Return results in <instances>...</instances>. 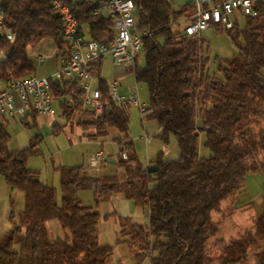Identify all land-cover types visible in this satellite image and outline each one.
<instances>
[{
	"label": "trees",
	"instance_id": "obj_1",
	"mask_svg": "<svg viewBox=\"0 0 264 264\" xmlns=\"http://www.w3.org/2000/svg\"><path fill=\"white\" fill-rule=\"evenodd\" d=\"M193 1L173 8L171 0H134L135 27L149 32L140 50L144 62L134 69L135 81L148 90L143 119L157 122L162 142L174 139L175 157L159 152L146 165L140 161L128 137L132 105L111 100L104 79L98 78L95 86L109 104L99 115L82 109L83 90L77 79L52 80L66 120L82 110L76 122L87 139L103 138L109 128L116 129L119 134L113 140L127 155L115 161L121 173L93 176L83 164L58 165L59 204L55 188L27 166L37 140L9 149L7 124L0 122V176L23 194V208L17 218L10 212L11 227L0 238V264H109L114 245L99 241L98 214L78 196L88 188L95 204L122 193L147 208V225L117 216L115 243L127 246L133 264L144 259L148 264H264V211L252 213L234 235H221L236 209L253 208L252 202L235 207L234 199L248 174L264 170V0L258 1L256 16L243 15L242 26L238 19L230 29L211 24L216 31L225 30L236 47L230 57L216 58L213 69L205 38L178 28L192 20ZM60 2L71 7L87 39H112V21L92 15L94 3ZM1 6L14 39L0 37L6 50L0 78L34 74L27 46L43 38H52L59 53L64 52L60 16L52 0H1ZM100 61L91 64V72L99 71ZM201 135L206 154L200 153ZM50 220H57L69 236L51 237Z\"/></svg>",
	"mask_w": 264,
	"mask_h": 264
},
{
	"label": "rangeland",
	"instance_id": "obj_2",
	"mask_svg": "<svg viewBox=\"0 0 264 264\" xmlns=\"http://www.w3.org/2000/svg\"><path fill=\"white\" fill-rule=\"evenodd\" d=\"M189 0H171L173 8L182 6ZM244 17L240 16L238 23L240 26L243 25ZM184 22H181L178 26L179 29L184 27ZM200 36L205 38L208 44L209 54V67L213 69L216 65V58L224 59L230 57L236 52V47L232 43L230 37L227 35L225 30L216 31L213 26H209L207 29L202 30L199 33ZM56 44L52 38H43L36 44L32 45L28 54L32 57L30 51H36L44 56V64H39L38 61H34L36 75H50L56 68L55 54ZM144 62V53L139 51L136 56V63L141 66ZM128 68V67H126ZM118 68L113 65L110 56L105 55L100 64L99 71L92 72V84L96 85L98 78L104 79L107 83H110L113 79H117L116 74ZM118 80V79H117ZM120 92L123 88L134 86L135 79L132 72H128V75L124 80H121ZM138 93L141 102H148V90L144 83L139 82ZM125 86V87H123ZM55 108L54 114H40L35 117V125H32V121H28L29 124H25L17 119L9 120L6 125V130L9 134V141L7 147L12 150L21 149L27 147L31 139H36L37 143L35 153L30 154L27 159V166L35 169L39 172V178L41 182L51 185L55 188L57 203L60 204V186H59V173L57 171L58 165H72V164H83L88 174L96 176L105 173H121V169H118L116 165H110L106 162L104 166H91L88 162V156L100 149L111 158L118 160L120 155V148L116 142L112 140L110 134L103 138L87 139L84 137L82 129L77 124V120L81 118L83 112L78 110L74 113L71 120L61 114L58 107L57 101L53 103ZM140 111L135 106L129 107V125H128V137L132 140V144L141 162L145 165L148 162V158H153V154L148 152L152 143L143 141L140 139V135H144L145 128L142 120ZM202 138H200V153L206 154L207 149L202 145ZM174 139L170 138L168 145L173 144ZM155 146L160 147L158 144ZM153 146V145H152ZM153 156V157H152ZM152 167V165H150ZM264 182V170L258 173H250L246 176L247 186L242 188L237 194L234 201L242 202L245 198H249L251 194H254L258 190V187ZM113 195H120L124 197L122 193H115ZM78 196L81 198L85 205L91 206L98 214V231L101 233V240L107 242L106 238H111L110 233L114 236L116 225L114 218L109 217L107 219L102 218L101 213L104 210L110 208L115 209L119 214L126 212L127 207L124 204L117 202L114 199L101 200L98 204H95L93 198L92 189H81L78 191ZM264 199V191L259 194ZM124 199V198H123ZM258 199V198H257ZM130 210L135 207L133 201H129ZM23 208V194L20 190L8 187L4 180L0 177V238L10 229L11 222L9 220L10 212L13 211L15 218L18 216V212ZM139 211V217L130 215L132 220L139 224L146 223L145 216L148 214L146 207L137 208ZM129 210V211H130ZM264 207L260 205L256 206L257 212H262ZM127 214V213H124ZM112 216V215H110ZM55 223L57 231H50L51 237H65L69 236L67 230L62 229L56 220H51L49 223ZM248 223V220H240L239 223L227 221L224 225L221 235L227 237L230 234H235ZM116 235V234H115ZM116 254L121 260L122 264H133V258L129 256V251L124 243H119L116 246ZM140 264H148V260L144 259Z\"/></svg>",
	"mask_w": 264,
	"mask_h": 264
},
{
	"label": "built area",
	"instance_id": "obj_3",
	"mask_svg": "<svg viewBox=\"0 0 264 264\" xmlns=\"http://www.w3.org/2000/svg\"><path fill=\"white\" fill-rule=\"evenodd\" d=\"M94 3L92 15L107 16L112 21L114 34L108 42H98L87 39L78 29L77 18L68 4L60 0H52L54 9L58 12L61 21V37L65 43V50L57 57V67L50 75H28L24 77L0 78V122L8 123L17 119L33 121L40 114H54L53 103L56 101L51 81L55 79H77L83 90L82 109H88L99 115L109 100L103 97L102 92L92 84V63L109 55L117 68L128 67L134 76L136 56L143 45L144 36L149 32L136 29L137 7L134 0H74ZM259 0H194L192 20L185 22L184 30L188 35L200 33L211 24H220L226 29L234 25L240 16L257 15L256 5ZM3 7L0 0V37L9 41L14 39L13 32L3 20ZM6 50L0 46V59L4 58ZM34 61H42L43 55L33 53ZM135 79V78H134ZM117 79L108 85L111 100L118 103H129L139 109L141 117L146 105L141 102L138 85L126 87L125 93L120 92ZM147 140V134L141 136ZM126 158V152H121ZM108 156L100 149L88 156L91 166H99Z\"/></svg>",
	"mask_w": 264,
	"mask_h": 264
},
{
	"label": "crops",
	"instance_id": "obj_4",
	"mask_svg": "<svg viewBox=\"0 0 264 264\" xmlns=\"http://www.w3.org/2000/svg\"><path fill=\"white\" fill-rule=\"evenodd\" d=\"M31 46H27V53H28V50H29V48H30ZM31 52V54H32V57L28 54V56L29 57H31V58H33V53H35L34 51H30ZM38 53V52H37ZM58 55H59V51H58V49L56 48V54H55V61H56V63H57V57H58ZM102 60V59H101ZM39 64H44V56H43V60L42 61H40L39 62ZM58 64V63H57ZM100 64H101V61H100ZM56 67H57V65H56ZM55 70V69H54ZM130 71V69L129 68H118V73L116 74V77H117V79H118V82H119V85L121 86L122 84H121V80H124L125 78H126V76L128 75V72ZM131 72V71H130ZM122 87V86H121ZM123 87H125V86H123ZM121 93H125V88H123V90H121ZM145 104V103H144ZM146 105V104H145ZM143 118V117H142ZM143 120V122H144V128H145V132H144V134H147V140H144V139H142L141 138V136L142 135H140V139H142L143 141H145V143H149V142H151L152 143V145H151V147L148 149V152L150 153V154H153V156H156V154L157 153H159V152H162L163 153V155H164V157H166V158H170V157H175L176 155H177V153H178V147H177V143L174 141L173 142V144H171L170 146L168 145V143H164V142H162V140L161 139H159L158 137H157V135L158 134H160L161 133V127L157 124V122L155 121V120H145V119H142ZM108 134H110L111 135V137H112V140L114 139V137L115 136H117L119 133H118V131L116 130V129H114V128H109V130H108ZM106 136H108V135H106ZM114 141V140H113ZM115 142V141H114ZM159 144L160 145V147H158V146H155L154 144ZM120 155H121V153H120ZM108 156V155H107ZM152 156V157H153ZM108 164H110V165H115V159H113V158H111L110 156H108ZM148 160V162L151 160V158H148L147 159ZM147 162V163H148ZM102 166H104V164H101ZM100 165V166H101ZM118 169H121L120 167H118ZM262 170H258L257 172H255V173H258V172H261ZM255 173H253V174H255ZM1 177V176H0ZM2 178V177H1ZM3 179V178H2ZM4 180V179H3ZM4 182H5V180H4ZM6 183V182H5ZM7 184V183H6ZM7 186L8 187H10V185L9 184H7ZM247 186V183H246V181H245V185H244V188ZM262 190L264 191V182L258 187V190L257 191H255L254 192V194H251V196L249 197V198H245V200H242V202H236V201H234V206L235 207H239V206H241V205H243V204H245V203H248V202H252V204H253V208L249 211V210H240V209H236V211L232 214V218L230 219V220H228V221H231V225L233 226V222H236V223H239L240 222V220H248L249 219V216L252 214V213H259V212H257L256 211V206L257 205H260L261 207H264V199L262 198V197H260L259 196V194L262 192ZM114 199V200H116L117 202H119V203H121V204H124L126 207H127V209H126V212H124V213H127V214H119L115 209H113V208H110L109 210H104L102 213H101V216H102V218H104V219H107V218H109V217H112V218H114V222H115V225H116V229L114 230V232H115V234H114V236H112V233H110V235H111V238H106V239H109V240H107V242H103L102 240H101V233L98 231V236H99V241L101 242V243H109V244H113L114 245V247H113V253H112V256H111V259H110V261H109V264H122V262H121V260L119 259V257H118V255L116 254V246H117V244L115 243V240H116V237H117V232H118V230H119V225H118V221H117V216H119V215H121V216H127V217H129L130 219H131V217L129 216V214L130 215H134V216H136V217H139V211H138V209L137 208H139V207H141V206H138V205H135L134 203V206L135 207H132V210H130V208H129V206H130V203H129V201H131V200H129V199H127V198H125V197H122V196H120V195H111L108 199H106V200H110V199ZM124 198V199H123ZM258 198V199H257ZM229 205V202L227 201V202H225L224 204H223V207L225 208V207H227ZM143 208V207H142ZM130 210V211H129ZM264 211V210H263ZM262 211V212H263ZM261 213V212H260ZM110 215H112V216H110ZM145 218H146V223H144L143 225H147L148 223H149V218H148V214L145 216ZM132 220V219H131ZM51 221V220H50ZM50 221H48L47 222V227H48V229H49V231H57V227H56V225H55V223L53 222V223H49ZM57 221V220H56ZM132 221H134V220H132ZM58 222V221H57ZM134 222H136V221H134ZM59 224V223H58ZM225 224H226V222H225ZM224 224V225H225ZM248 224V223H247ZM246 224V225H247ZM245 225V226H246ZM59 226H60V224H59ZM61 227V226H60ZM224 227V226H223ZM223 229V228H222ZM222 231V230H221ZM230 235H234V234H230ZM230 235H228V236H230ZM227 236V237H228ZM129 256H131L132 257V255L131 254H129ZM148 260V259H147Z\"/></svg>",
	"mask_w": 264,
	"mask_h": 264
}]
</instances>
